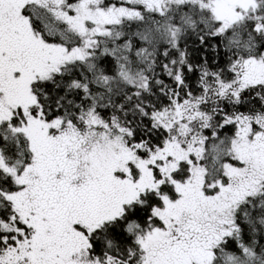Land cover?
<instances>
[{
	"label": "snow or ice",
	"instance_id": "6c2138e0",
	"mask_svg": "<svg viewBox=\"0 0 264 264\" xmlns=\"http://www.w3.org/2000/svg\"><path fill=\"white\" fill-rule=\"evenodd\" d=\"M0 264H264V0H0Z\"/></svg>",
	"mask_w": 264,
	"mask_h": 264
}]
</instances>
